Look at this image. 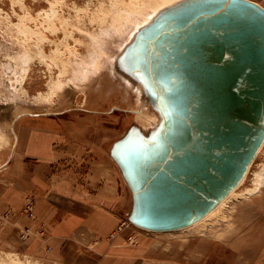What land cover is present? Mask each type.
Returning a JSON list of instances; mask_svg holds the SVG:
<instances>
[{
  "label": "water",
  "instance_id": "95a60500",
  "mask_svg": "<svg viewBox=\"0 0 264 264\" xmlns=\"http://www.w3.org/2000/svg\"><path fill=\"white\" fill-rule=\"evenodd\" d=\"M115 66L157 115L107 149L131 195L126 219L176 231L234 190L264 143V8L175 1L134 32Z\"/></svg>",
  "mask_w": 264,
  "mask_h": 264
},
{
  "label": "rangeland",
  "instance_id": "374dc122",
  "mask_svg": "<svg viewBox=\"0 0 264 264\" xmlns=\"http://www.w3.org/2000/svg\"><path fill=\"white\" fill-rule=\"evenodd\" d=\"M252 1L264 8V0ZM51 4L57 15L49 11ZM137 7L132 0H123L122 5H113V0H0V169L14 150V124L22 114L67 121L69 142L64 145L70 148L62 150L73 157L68 164L80 167L83 176L99 158L100 166L110 164L115 169L128 195V209L108 234L121 248L111 263L264 264V187L230 203L219 219L199 229L150 232L126 219L131 195L107 149L131 125L143 122L138 109L150 112L141 107L135 85L115 66L135 25L151 16L152 12L140 13ZM46 12L54 25H46ZM123 14L129 16L122 20ZM63 19L67 25H60ZM114 20L118 26L112 28ZM24 25L42 31L46 38L25 34ZM55 49L59 52L53 53ZM261 148L240 190L252 186L253 173L264 165V143ZM100 182L108 181L100 177ZM24 209L34 213L33 205L28 208L24 203ZM18 214L12 208L0 212V262L7 256L12 264H49L45 257L20 253L34 239L47 237L43 223L35 228L15 224ZM43 249L48 253L47 243Z\"/></svg>",
  "mask_w": 264,
  "mask_h": 264
},
{
  "label": "crops",
  "instance_id": "0c3cea01",
  "mask_svg": "<svg viewBox=\"0 0 264 264\" xmlns=\"http://www.w3.org/2000/svg\"><path fill=\"white\" fill-rule=\"evenodd\" d=\"M66 124L25 114L15 122L14 150L0 169V212L19 211L14 222L21 227H46V241L34 239L20 253L45 257L49 264H113L121 248L108 234L124 215L127 192L115 169L100 166L99 158L83 176L80 167L68 164L73 157L62 150L70 148L64 145L69 142ZM100 177L108 182H100ZM28 202L34 213L24 209ZM46 243L48 253L43 249Z\"/></svg>",
  "mask_w": 264,
  "mask_h": 264
},
{
  "label": "bare ground",
  "instance_id": "6f19581e",
  "mask_svg": "<svg viewBox=\"0 0 264 264\" xmlns=\"http://www.w3.org/2000/svg\"><path fill=\"white\" fill-rule=\"evenodd\" d=\"M132 1H134V2H136L138 4L137 9L139 10L140 13H145L147 11L152 12L151 16L150 15L144 16V19L142 18L143 21H141V23L137 22L138 24L135 25V30L132 32V35H133L134 32L139 27H141L142 25L148 23V21H150L152 16H154L160 9H162L163 7H165V6H167V5L171 4V3H174L175 1H178V0H132ZM55 3H57V2H55ZM122 4H123V0H113V5H122ZM54 7H55V4H51L49 11L51 13H53V15H57V11L55 10ZM127 16H129V14H126V15L123 14L121 16V19L124 20ZM26 17L27 16L23 17L22 22L26 19ZM46 20H47L46 25H54L47 12H46ZM60 25H67V19H63L62 21H60ZM111 26H112V28L117 27L118 26V20H114V22H113V24ZM22 29H23V32L25 34L32 33V34H35V35L37 34V35L41 36L43 39L46 38L42 31H40L39 33H36L29 26L24 25ZM107 31H108V29L106 30V32ZM106 32H104V33H106ZM52 51H53V53L59 52L58 49H55V50H52ZM39 54L42 57L46 56L44 54L43 50H40ZM53 55H55V54H53ZM100 56H103V52H102V54H100ZM53 58L54 57H51V60ZM101 58L102 57H100V60H101ZM98 65H99V63H96L94 66L97 68ZM135 91H136V93L138 95H141V91H140V89L137 86H135ZM53 94H54V90L51 92V95H53ZM42 97H43V100L46 99V96L43 95ZM141 107L146 108V106L144 104H142ZM137 112L139 113V115L141 116V120L143 121V122L141 121L142 123L137 125V126L142 131H144V130L148 131L149 129H151V127L154 124L157 123V115H156V113L154 111H150V112L144 113V110L142 108H140V109L137 110ZM261 149L262 148H260L258 150L257 154H259ZM257 154H256V156H258ZM254 160H255V158H254ZM249 169H250V167L248 168V172H249ZM245 177L243 178V180L240 182V184L234 190H232L216 207H214V209H212L210 212H208L205 216H203L198 221H196V222H194V223H192V224H190L188 226H185L183 228H180L177 231L199 229V228L203 227L204 224H206L207 222H214L217 219H219L221 217V214L223 213V211L228 208L230 203H232L234 201L237 202L240 199H245L248 196H252V195H254L256 193H259L262 190V188L264 187V165L261 166V168H259L257 171H255L253 173L252 186L249 187V188H244V189L240 190V185L244 182V179H246ZM10 260H11V258L5 256V257H3V260L0 262V264H12L10 262Z\"/></svg>",
  "mask_w": 264,
  "mask_h": 264
},
{
  "label": "built area",
  "instance_id": "2783aa9c",
  "mask_svg": "<svg viewBox=\"0 0 264 264\" xmlns=\"http://www.w3.org/2000/svg\"><path fill=\"white\" fill-rule=\"evenodd\" d=\"M30 206H31V202H28V203H27V207L30 208ZM25 232H26V234H28L29 231L26 230Z\"/></svg>",
  "mask_w": 264,
  "mask_h": 264
}]
</instances>
